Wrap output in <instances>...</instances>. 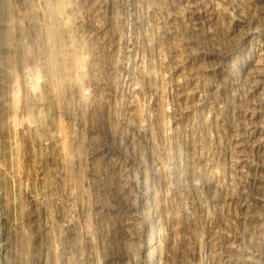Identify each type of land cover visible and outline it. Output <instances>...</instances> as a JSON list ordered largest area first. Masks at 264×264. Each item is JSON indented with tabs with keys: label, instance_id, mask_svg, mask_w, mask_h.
<instances>
[{
	"label": "rangeland",
	"instance_id": "rangeland-1",
	"mask_svg": "<svg viewBox=\"0 0 264 264\" xmlns=\"http://www.w3.org/2000/svg\"><path fill=\"white\" fill-rule=\"evenodd\" d=\"M0 264H264V0H0Z\"/></svg>",
	"mask_w": 264,
	"mask_h": 264
},
{
	"label": "bare ground",
	"instance_id": "bare-ground-1",
	"mask_svg": "<svg viewBox=\"0 0 264 264\" xmlns=\"http://www.w3.org/2000/svg\"><path fill=\"white\" fill-rule=\"evenodd\" d=\"M149 239H152V233H150V237H149ZM153 245H154V242H153V241H152V242H149V243L147 244V247L149 246L150 249H151V254H152V252H153V250H154Z\"/></svg>",
	"mask_w": 264,
	"mask_h": 264
}]
</instances>
